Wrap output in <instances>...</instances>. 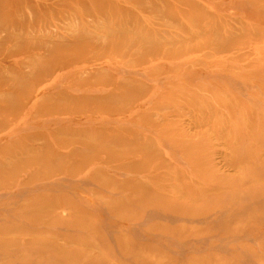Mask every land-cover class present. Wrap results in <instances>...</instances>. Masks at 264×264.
I'll return each mask as SVG.
<instances>
[{
	"label": "rangeland",
	"instance_id": "1",
	"mask_svg": "<svg viewBox=\"0 0 264 264\" xmlns=\"http://www.w3.org/2000/svg\"><path fill=\"white\" fill-rule=\"evenodd\" d=\"M0 264H264V0H0Z\"/></svg>",
	"mask_w": 264,
	"mask_h": 264
},
{
	"label": "bare ground",
	"instance_id": "2",
	"mask_svg": "<svg viewBox=\"0 0 264 264\" xmlns=\"http://www.w3.org/2000/svg\"><path fill=\"white\" fill-rule=\"evenodd\" d=\"M53 30V29H52ZM31 33V32H30ZM16 35V34H15ZM20 38V37H19ZM95 39V38H94ZM50 42V41H49ZM47 49V48H46Z\"/></svg>",
	"mask_w": 264,
	"mask_h": 264
}]
</instances>
